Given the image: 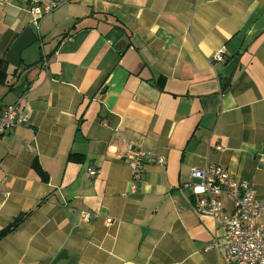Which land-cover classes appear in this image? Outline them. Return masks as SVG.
I'll return each mask as SVG.
<instances>
[{"label":"crops","instance_id":"1","mask_svg":"<svg viewBox=\"0 0 264 264\" xmlns=\"http://www.w3.org/2000/svg\"><path fill=\"white\" fill-rule=\"evenodd\" d=\"M61 1L36 23L0 0V106L29 117L0 137V230L34 210L0 264H226L181 186L217 164L264 198V0ZM130 145L166 158L135 192Z\"/></svg>","mask_w":264,"mask_h":264},{"label":"built area","instance_id":"2","mask_svg":"<svg viewBox=\"0 0 264 264\" xmlns=\"http://www.w3.org/2000/svg\"><path fill=\"white\" fill-rule=\"evenodd\" d=\"M25 1L36 23L62 5L61 0ZM213 59L224 61L225 48L214 52ZM43 64H48L46 59ZM28 121L29 117L22 112L19 102L0 106V137ZM221 147L217 146L219 149ZM124 159L131 169L133 192L143 176L145 163H166L165 155L155 149L134 145L127 148ZM88 174L95 176L97 169L90 167ZM190 175V180L181 187L192 189L195 210L201 215L215 218L225 231L222 237H215L206 250H221L226 264H264V198L257 197L254 185L249 181L238 180L217 164L196 167ZM227 199L230 200L231 209L227 208ZM94 215L89 211L82 212L85 220H90ZM107 221L112 223L113 220L109 217Z\"/></svg>","mask_w":264,"mask_h":264},{"label":"trees","instance_id":"3","mask_svg":"<svg viewBox=\"0 0 264 264\" xmlns=\"http://www.w3.org/2000/svg\"><path fill=\"white\" fill-rule=\"evenodd\" d=\"M6 70L7 63L5 62V60L0 58V83H3L5 80L7 74ZM224 85L226 86L227 84ZM33 168L39 174L41 179H43V181H47L49 179L47 171L41 166L37 159H35L33 162ZM39 204L40 202L38 203V205ZM32 211L20 213L6 227L2 228L0 230V240L7 236L9 233L13 232L15 229H17L23 223V221L32 213Z\"/></svg>","mask_w":264,"mask_h":264},{"label":"water","instance_id":"4","mask_svg":"<svg viewBox=\"0 0 264 264\" xmlns=\"http://www.w3.org/2000/svg\"><path fill=\"white\" fill-rule=\"evenodd\" d=\"M125 43V41L124 40H120L118 43H117V48L118 49H122L123 47H124V45H122V44H124Z\"/></svg>","mask_w":264,"mask_h":264}]
</instances>
